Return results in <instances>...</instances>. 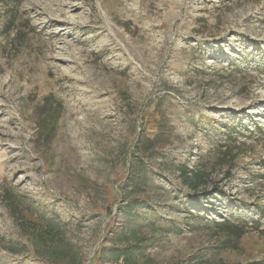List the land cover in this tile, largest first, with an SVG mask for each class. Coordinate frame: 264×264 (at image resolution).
Wrapping results in <instances>:
<instances>
[{
	"label": "rangeland",
	"instance_id": "rangeland-1",
	"mask_svg": "<svg viewBox=\"0 0 264 264\" xmlns=\"http://www.w3.org/2000/svg\"><path fill=\"white\" fill-rule=\"evenodd\" d=\"M21 220L75 264H264V0H0V264H55Z\"/></svg>",
	"mask_w": 264,
	"mask_h": 264
},
{
	"label": "trees",
	"instance_id": "trees-1",
	"mask_svg": "<svg viewBox=\"0 0 264 264\" xmlns=\"http://www.w3.org/2000/svg\"><path fill=\"white\" fill-rule=\"evenodd\" d=\"M183 184L192 191H196L200 189L202 186L208 184L207 179L208 176L205 171L201 167H196L195 169H188L186 166H183L180 173ZM7 200L11 202L10 194L7 195ZM11 209L14 210V204H11ZM21 229L24 231H28L30 235H34L36 241L46 248L53 250L54 252L51 254V259L53 258L55 264H75L74 258L67 252L66 245L62 241L61 235L54 233V230H51L50 227H46L45 231H41L40 234L35 235L32 234L30 225L27 224L26 221L21 220ZM222 229H227L229 233L236 238H240L245 232L237 231V227H229L227 228L225 224L220 225ZM47 230V231H46ZM52 234L51 236H48ZM121 237V236H120ZM126 241L125 245L116 247L115 245L110 250V262L112 264H138L141 260L138 257L139 246L141 238L137 235L135 231L130 233V238ZM118 242H122V240H118ZM145 258H142V260ZM196 264H212L208 260H197Z\"/></svg>",
	"mask_w": 264,
	"mask_h": 264
}]
</instances>
